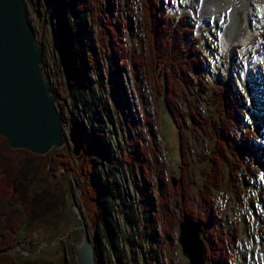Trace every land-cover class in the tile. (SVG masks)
I'll list each match as a JSON object with an SVG mask.
<instances>
[{
  "label": "rangeland",
  "instance_id": "1",
  "mask_svg": "<svg viewBox=\"0 0 264 264\" xmlns=\"http://www.w3.org/2000/svg\"><path fill=\"white\" fill-rule=\"evenodd\" d=\"M159 1L160 12L168 15L166 23L174 24L178 37L192 47H201L200 66H205L200 70L192 67L191 80H185L184 76L178 79L182 87L178 97L179 123L188 137V146L182 152L188 160L187 170H183L184 158L181 157L182 149L176 131L168 117L165 124L163 122L164 109L158 92L160 86L156 85L150 63L142 62L154 50L150 45L153 38L149 35V29L154 26L149 25L145 10L147 0H92L91 12L81 21L92 34L102 66L108 68L111 65L118 72L119 90L109 86H113L114 73L105 74L102 71L104 85L96 93H87L81 99L73 98L67 89L58 35L47 22V9L41 5L27 4L30 23L44 48L45 73L58 92L57 102L66 118L63 130L68 138L72 117L85 119L89 127L100 122L107 131L106 138L112 142L113 154L117 158L125 153L126 157L132 155L127 149L138 143L145 146V154L140 161L141 165L147 164L151 168L145 178L151 188L156 190L162 185L167 192L176 189L171 193V199L175 196L178 204L181 194L190 195V204L194 209L200 206V195L211 193L216 211L214 232L225 237L223 243L231 256L226 259V264H264V30L250 26L245 10L233 17V6H229L226 0H193L195 9L183 5L177 9L182 0ZM203 9L208 13L201 17ZM219 13L223 14L222 18L230 29L233 26L237 30L230 34L231 39L222 38L221 23L219 28L209 25L210 19ZM182 14L189 17L187 36L182 31L186 28L181 21ZM113 21L121 30L119 35L125 62L113 52V34L105 28L113 25ZM165 26L163 23L155 25L159 34L167 30L163 28ZM134 54L141 57L140 63L136 64V68H139L136 74L133 71ZM252 60L260 61L253 69L249 64ZM96 76L93 73L92 78L96 80ZM226 86L230 90L228 95L222 89ZM225 96L232 102L236 99L241 103L242 111L234 113L236 125L229 134L232 141L242 140L240 144L244 146V152L241 157L228 154L222 165L217 154H223L224 147L217 149L211 134H216L221 116L218 110ZM187 104L197 111V119H191ZM97 105L100 112L96 116ZM126 121L131 124L130 132L126 129ZM64 146L73 154L70 141L53 153L44 155L28 154L12 149L8 144L3 151L0 149V154H3L0 155V173L8 171L11 175L14 172L15 178V185L9 181L6 183L7 189L0 195V206L15 205H12L14 210H9L10 216L17 221L26 220L29 226L24 232L27 234L26 244L18 247L24 255L22 264H79L75 247L83 239L84 227L90 235L94 231L97 210L95 202L80 187L83 183L80 159H75V171H70L66 179L62 171H55L45 161L47 155L52 157ZM128 161L129 164L120 165L122 171L119 173L125 181L122 182L126 193L136 196L134 184L141 182V173L132 159ZM214 163L224 167L226 175L221 187L206 189L203 193ZM172 176L180 181L184 177L188 187L182 189V183L178 182L173 186ZM140 187H143V183ZM181 211L182 204L172 211L175 216L168 228L156 223L154 240L145 234L142 222L133 226L118 217L117 247L113 252L108 247L103 250L104 262L190 264L178 241L179 221L183 216ZM3 218L7 219L5 216ZM145 243L148 248L143 252L145 246L142 244ZM102 244L106 245L104 241ZM64 252L67 261L63 258ZM205 264H211L210 259H206Z\"/></svg>",
  "mask_w": 264,
  "mask_h": 264
},
{
  "label": "trees",
  "instance_id": "2",
  "mask_svg": "<svg viewBox=\"0 0 264 264\" xmlns=\"http://www.w3.org/2000/svg\"><path fill=\"white\" fill-rule=\"evenodd\" d=\"M26 2L27 4L41 5L47 9V22L58 35L59 51L67 63L64 75L67 89L73 98L81 99L87 93H96L98 88L103 86L105 82V77H102V71L105 74H107V71L114 73L112 83L117 88L116 74L112 66L110 65L109 69L102 66L101 60L97 55L96 43L93 40L92 34L83 25V21H81L82 18L86 17L88 12H91L89 8L93 5L92 0H26ZM155 3L157 4L158 2L155 0L149 2L148 0V3L145 5L149 25L154 26V28L149 29V35L153 38L150 45L153 46L154 50H151L142 62L143 64L150 63L156 85L158 84L160 86V89L158 86L157 88L162 96L165 111L170 113L179 130L180 124L177 117V106L178 97L182 93L180 92L182 87L179 80L183 76L185 80H191L190 73L192 70L190 69L192 67L196 70L200 69V51L198 50L199 48L187 47L178 38L171 26H168L165 32L162 31L159 34L158 27H155V25L160 23L164 25L166 17L164 15L159 16ZM154 19L157 21L155 22ZM163 28L165 29L166 27ZM107 29L108 32L113 34V38H111V42L113 40V52L123 60V56L121 55L123 54V48L119 43V31H121L119 25L114 24L111 27H107ZM39 42H41L40 39ZM120 52L121 54L118 55ZM140 59V56L133 55V63H135L133 68L134 73L139 70V68H136V64L138 62L140 63ZM42 66L45 71L44 59L42 60ZM157 67L158 70L156 71ZM93 73L97 75L96 80L92 78ZM44 74L45 78L49 80L47 74L45 72ZM100 102L102 103V98ZM96 107V114H99L100 108L98 105ZM59 109L61 111V107ZM75 109H77V106H75ZM187 109L189 114L195 118L190 104L187 105ZM222 113L221 123H219V128L216 131L217 136H213V138L215 139V146L217 148L224 147L225 150V146L230 147L233 144L226 130L235 125L234 118L238 110L234 104L226 103L225 112ZM61 116L65 123L66 118L62 112ZM72 119V127L79 131L84 140L83 150L79 154L80 156L82 155L80 163H82L81 176L83 180L80 187L95 202V208L97 210V218L92 236L93 245L98 262L100 264H106L103 260V250L110 248L113 252L117 247L116 240L119 233L118 217L123 218V220L131 223L133 226H138V223L142 222L144 231L146 233L151 231L154 235L153 231L159 218L158 208L164 213V215L160 216L163 219L165 227L168 228L172 223L173 217L170 216L171 199L166 194L164 188L162 189L164 198L162 193L161 195L159 194L160 196L157 195V198L154 197L153 188L145 180L147 173L150 174L149 170L151 168L144 166L145 171L143 170L140 157L144 156L145 149L141 148L139 144L129 149L130 151L127 149L132 154L129 157H126L127 154L125 153V155L117 158L113 154L112 142L106 138L107 131L103 124H100V122L98 124L94 121L97 123L96 126L89 127L83 118L72 117ZM178 133L181 137V149L183 152L188 137L182 130H179ZM5 145H7L6 140L0 136V149L2 148V151ZM19 150L31 154L25 149ZM220 156L225 157L226 154L223 153ZM182 158H184V164H186L188 160L184 157L183 153ZM75 159H79V156L73 155L66 146L57 151L52 157L48 155L45 157V161L50 164V167L55 169V171H62L65 179L67 176H70V171H75ZM128 159L139 162L137 164L139 167L138 171L141 173L142 179L140 183L135 182L134 184L136 196H129L126 193L127 189L123 184L125 181L122 174L119 173L122 171L120 165L129 163ZM220 162H223L222 158H220ZM218 165H215L213 168L214 175L212 171L210 172L209 183L206 184L205 189L212 190L213 188L220 187L224 170ZM186 182L185 179L182 180V189L186 188ZM142 183L143 187L139 188ZM181 195L184 197L183 202H181L184 210L203 224V237L207 245V258L210 259V263L226 264L225 260L229 258V255L223 243L225 237L221 233L216 235L214 232L216 217L211 198H208L206 195H201V203L200 206L196 207V211L193 205L190 204V195ZM173 198L176 200L175 196ZM5 215H7V219L4 220L3 216ZM0 216V264H22L24 260L22 256L24 255L17 247L27 242L26 238L21 235V230L25 228V220H15L14 216H10V212H8L6 206H0ZM102 241L106 245L102 244ZM146 244H142V246L144 247ZM147 248L148 245L145 246L144 250ZM65 257V253H63V258ZM120 264H126V262L123 261Z\"/></svg>",
  "mask_w": 264,
  "mask_h": 264
},
{
  "label": "water",
  "instance_id": "3",
  "mask_svg": "<svg viewBox=\"0 0 264 264\" xmlns=\"http://www.w3.org/2000/svg\"><path fill=\"white\" fill-rule=\"evenodd\" d=\"M42 60L43 46L29 21L26 0H0V136L11 148L39 155L66 143L58 94L44 78ZM62 63L66 70V61ZM69 140L82 159L83 141L76 129H70ZM172 180L176 185L177 180ZM180 230L179 241L190 263L205 264L200 224L186 215ZM76 252L80 264H100L85 227Z\"/></svg>",
  "mask_w": 264,
  "mask_h": 264
},
{
  "label": "bare ground",
  "instance_id": "4",
  "mask_svg": "<svg viewBox=\"0 0 264 264\" xmlns=\"http://www.w3.org/2000/svg\"><path fill=\"white\" fill-rule=\"evenodd\" d=\"M192 2L193 0H182L181 5L186 6L187 8L195 9ZM226 2L229 6L230 5L233 6V11L231 14L233 17L238 16L239 11L245 10L247 21H249L250 25L251 24L253 25L254 23L264 22V0H226ZM206 13L208 12H205V10L203 9L200 12L201 14L200 16L204 17ZM211 14H215V12H212ZM214 17H215L214 20L218 21V23H221V27L225 29L223 30V32L226 33L225 38L229 39L230 34H233L234 31H237L233 26L231 29L228 27L227 21L223 20L222 18L223 17L222 13L214 15ZM223 25H225V27H223ZM260 91H262V89H260Z\"/></svg>",
  "mask_w": 264,
  "mask_h": 264
},
{
  "label": "flooded vegetation",
  "instance_id": "5",
  "mask_svg": "<svg viewBox=\"0 0 264 264\" xmlns=\"http://www.w3.org/2000/svg\"><path fill=\"white\" fill-rule=\"evenodd\" d=\"M11 171L13 172V169ZM8 181L11 182L12 185H15L14 172L10 175V172H8V171L7 172L1 171V173H0V195H3L4 194L3 192L7 189L6 183H8ZM1 183L4 184L3 188H1V186H2ZM14 191H15V189L12 187V192L14 193ZM3 219L5 220V218H3ZM25 235H27V234H25Z\"/></svg>",
  "mask_w": 264,
  "mask_h": 264
}]
</instances>
